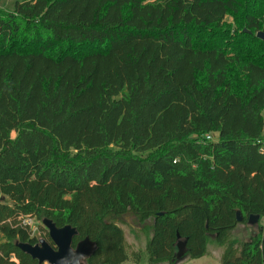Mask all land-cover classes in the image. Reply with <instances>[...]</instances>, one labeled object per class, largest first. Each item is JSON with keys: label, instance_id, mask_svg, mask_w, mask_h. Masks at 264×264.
I'll list each match as a JSON object with an SVG mask.
<instances>
[{"label": "trees", "instance_id": "obj_1", "mask_svg": "<svg viewBox=\"0 0 264 264\" xmlns=\"http://www.w3.org/2000/svg\"><path fill=\"white\" fill-rule=\"evenodd\" d=\"M259 32L264 0L0 8V264H40L24 218L77 228L86 264H176L178 235L190 260L216 244L221 264H264V225L233 237L264 218ZM125 216L152 222L144 250Z\"/></svg>", "mask_w": 264, "mask_h": 264}, {"label": "water", "instance_id": "obj_2", "mask_svg": "<svg viewBox=\"0 0 264 264\" xmlns=\"http://www.w3.org/2000/svg\"><path fill=\"white\" fill-rule=\"evenodd\" d=\"M245 32H249L245 30ZM257 38L264 42V32L257 33ZM238 221L242 222L241 213H237ZM260 215L251 216L249 225L254 226L260 222ZM42 225L48 230L49 239H41L37 244L17 242V247L24 253L37 260L40 264H86L91 259L98 247L89 237L74 245L75 238L79 235L77 228L67 225L58 227L52 220L44 219ZM177 258L187 255V241L181 240L178 235Z\"/></svg>", "mask_w": 264, "mask_h": 264}, {"label": "rangeland", "instance_id": "obj_3", "mask_svg": "<svg viewBox=\"0 0 264 264\" xmlns=\"http://www.w3.org/2000/svg\"><path fill=\"white\" fill-rule=\"evenodd\" d=\"M17 1L18 0H0V8H3L5 11L12 10ZM226 21L229 24L233 23L230 18H228ZM262 138L264 139V132ZM123 220L124 222L119 223L118 225L125 232L129 254H132L135 251L144 250L147 239L150 235V233L147 235L145 232V227L150 226L152 222H148L146 225H143L132 216H125ZM262 225H264V218L254 226L249 225L248 222L241 223L237 229L233 231V237L238 241H247L250 237L258 234ZM31 228L34 231V236H36L39 241L41 239H46L45 235L48 234V230L42 225V222L34 219ZM212 239L214 240L215 237L212 236ZM222 254L223 248L217 246L216 244H210L209 253L207 256L198 260H190L187 255H184L181 258L176 259V264H221Z\"/></svg>", "mask_w": 264, "mask_h": 264}, {"label": "built area", "instance_id": "obj_4", "mask_svg": "<svg viewBox=\"0 0 264 264\" xmlns=\"http://www.w3.org/2000/svg\"><path fill=\"white\" fill-rule=\"evenodd\" d=\"M32 223H33V219H31V218H24L23 219V224L25 226H31L32 227Z\"/></svg>", "mask_w": 264, "mask_h": 264}]
</instances>
